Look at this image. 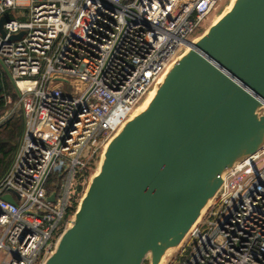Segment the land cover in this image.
Listing matches in <instances>:
<instances>
[{"label": "built area", "instance_id": "2783aa9c", "mask_svg": "<svg viewBox=\"0 0 264 264\" xmlns=\"http://www.w3.org/2000/svg\"><path fill=\"white\" fill-rule=\"evenodd\" d=\"M104 1L119 8L102 0H0V62L20 93L2 94L0 124L18 113L24 119L0 180V264L46 262L104 146L224 0ZM4 76L0 64L1 83ZM71 82L87 87L75 97L61 88ZM167 264H264V146L226 175Z\"/></svg>", "mask_w": 264, "mask_h": 264}, {"label": "water", "instance_id": "95a60500", "mask_svg": "<svg viewBox=\"0 0 264 264\" xmlns=\"http://www.w3.org/2000/svg\"><path fill=\"white\" fill-rule=\"evenodd\" d=\"M226 8L104 146L44 264H164L226 175L264 146V0Z\"/></svg>", "mask_w": 264, "mask_h": 264}, {"label": "trees", "instance_id": "16d2710c", "mask_svg": "<svg viewBox=\"0 0 264 264\" xmlns=\"http://www.w3.org/2000/svg\"><path fill=\"white\" fill-rule=\"evenodd\" d=\"M5 76L2 78V89H0V114L5 112L2 94L6 92L4 86ZM15 95L14 98L15 99ZM24 130V119L21 114L0 124V180L10 168Z\"/></svg>", "mask_w": 264, "mask_h": 264}, {"label": "rangeland", "instance_id": "374dc122", "mask_svg": "<svg viewBox=\"0 0 264 264\" xmlns=\"http://www.w3.org/2000/svg\"><path fill=\"white\" fill-rule=\"evenodd\" d=\"M231 0H224L221 4V6L219 7V9L217 11H215L210 17L209 19L203 24V26L201 27V29H198L197 32L192 36V41L195 40L196 38L200 37L202 34H204V32L211 26V24L214 22V20L225 10V8L230 4ZM4 86H5V89H6V92H8L13 98H14V95L16 96L15 97V100H17L18 98V95L15 93V89H14V86L12 85L10 79L8 78V76L6 75L5 76V81H4ZM87 87L86 84L82 85L81 83H75V82H71L70 84L69 83H62L61 84V88L69 95H72V96H79V94L85 90ZM146 99V98H145ZM144 101V100H143ZM142 104V103H141ZM140 104V105H141ZM15 104H13V107H14ZM139 105V107H140ZM20 113H18L17 115H19ZM100 157V156H99ZM98 163H99V159H98ZM98 163L96 165V168L98 166ZM57 182V175H52L51 179L49 180L46 188L47 190L51 191L53 188H54V184ZM175 252V251H174ZM174 252H171V253H174ZM170 253V254H171ZM5 253H0V259L5 257ZM169 256V254H168ZM167 256V257H168ZM167 257H166V260H167ZM165 260V261H166Z\"/></svg>", "mask_w": 264, "mask_h": 264}, {"label": "bare ground", "instance_id": "6f19581e", "mask_svg": "<svg viewBox=\"0 0 264 264\" xmlns=\"http://www.w3.org/2000/svg\"><path fill=\"white\" fill-rule=\"evenodd\" d=\"M234 1H235V0H231L230 5L226 8V11H225L224 13H226L227 11H229V10L231 9V7H232ZM222 16H223V14L220 15V16L216 19V22H217ZM189 47H190V45H189ZM189 47H188V48H189ZM154 95H155V89H153V90L150 92V94L146 97V99L142 102V104L140 105V107L138 108V111H136V113H140L141 111H143V110L147 107V105L150 103V101L152 100V98L154 97ZM173 255H174V253L169 254V256L167 257V260L164 262V264H167V262L170 260L171 256H173Z\"/></svg>", "mask_w": 264, "mask_h": 264}]
</instances>
